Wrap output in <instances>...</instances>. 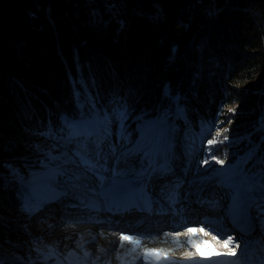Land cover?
Listing matches in <instances>:
<instances>
[{
	"label": "trees",
	"instance_id": "obj_1",
	"mask_svg": "<svg viewBox=\"0 0 264 264\" xmlns=\"http://www.w3.org/2000/svg\"><path fill=\"white\" fill-rule=\"evenodd\" d=\"M111 109L192 137L215 122L221 159H264V0H0V168L8 133L83 132ZM4 212L23 206L0 174V249L21 254Z\"/></svg>",
	"mask_w": 264,
	"mask_h": 264
},
{
	"label": "rangeland",
	"instance_id": "obj_2",
	"mask_svg": "<svg viewBox=\"0 0 264 264\" xmlns=\"http://www.w3.org/2000/svg\"><path fill=\"white\" fill-rule=\"evenodd\" d=\"M120 112L115 109L105 111L104 122L84 126L83 132L75 130L79 135H73L74 131L63 136L46 132H33L21 137L15 133L7 134V141L16 142V150L6 160L8 167L0 168V174L3 180L14 182L23 213L16 218L11 213L3 214L9 221L14 220V230L21 233V254L16 256L0 249V264H162V261L146 258V251L143 255L134 254L131 260L125 257L130 246L121 247V244L113 251H94L92 246L100 238L96 234L91 235L86 228L95 221H82L89 223L79 225L82 229L76 237L70 231L73 228L61 226L67 211L65 206L61 210L59 205L62 197L70 195L83 202L82 206L91 204L106 213L104 211L112 208L121 189L135 184L136 191L144 192L145 185L153 182L156 187L150 190L155 202H166V196L174 192L175 196L168 197L169 201L178 202L180 196L189 209L200 211L193 218V223L186 222L193 212L187 217L184 214L172 219L174 224L188 223L179 231L187 233L193 229V239L198 242L203 239L205 243L193 248L184 242L180 247L184 248L185 255L172 258L185 264L199 262L210 254L227 251L228 248L222 247L223 241L231 236L233 243L228 247L235 249L236 256L211 255L210 259H214H207L211 264H227L228 260L235 264H264V197L255 191V184L251 182L260 176L258 174H264V159L258 158L262 150L250 147L246 153L234 156L231 152L229 155L232 157L221 159L214 153L218 149L216 144L208 143L220 138L216 133H221V129H217L215 122L206 126L205 134L200 138L192 137L190 133L181 134L165 118L145 121L141 129H133L136 117L127 113L121 117ZM159 142H163L164 147L157 155L155 150ZM141 148H147L149 161L140 154ZM85 151L94 162L98 161V168L88 170L81 165L80 156L76 153ZM24 155L29 161L21 159ZM49 156L53 157L52 161ZM221 160L223 164L219 163ZM162 190H165V195L161 194ZM202 196H208L207 201L215 199L225 205L229 214L226 219L216 224L206 222L202 214L212 209H203L206 206L202 204L206 200L199 199ZM79 213L87 212L76 210L75 214ZM119 225L117 240L123 231L134 232L125 223ZM161 229L166 231L168 228ZM200 229L206 237L199 233ZM148 231L141 230L147 233L146 239L152 243L154 240ZM155 242L163 251L166 244L175 247L176 252L180 249L176 243ZM225 257L228 260L223 263ZM119 259L121 261L117 263Z\"/></svg>",
	"mask_w": 264,
	"mask_h": 264
},
{
	"label": "bare ground",
	"instance_id": "obj_3",
	"mask_svg": "<svg viewBox=\"0 0 264 264\" xmlns=\"http://www.w3.org/2000/svg\"><path fill=\"white\" fill-rule=\"evenodd\" d=\"M164 147L163 142H159L157 147H156V154H160L162 152ZM222 182V181H221ZM161 183V182H160ZM159 183V184H160ZM155 184L154 182L152 185ZM146 184L145 185V190L144 192H138L136 191V185L135 184H130L129 186L125 187V189H121V191L118 193L117 199L112 203V208H108V211H104L106 213H102L99 208L93 207L91 204L87 205L86 207L82 206L84 203L74 199L72 196H67V197H62V199L59 202V205L61 207V210L64 209L67 211H73L74 208L76 210H83L84 212H87L86 214L84 213H79V214H66L64 217L65 219L61 222V226L66 225V227H71L70 231L74 233V237L77 236V234L81 231L82 227L79 226L83 223H89V222H82L85 220H90V221H95L98 222L97 220H104L107 222V224H111L114 226H118L120 223H125L127 224V228L131 229L133 233H126L123 231L121 233L120 237L122 235H127V236H132L135 239L140 241V244L137 246L133 243H130L128 241H123L119 238L117 241H113L111 243V249L113 251L115 246H118L121 244V247H128L130 250L127 253L125 257H129V259L133 260L134 259V254H141L143 255L145 253V249H162L159 247L158 242H155L157 240H164L167 243H176L177 246L180 247L182 243H187V241L191 238L193 239V235L189 232H182L179 231V229L184 228L186 224L188 223H181L177 227L174 225H171V217L173 215V212L176 211L180 215H186L189 214V212L193 211L194 209H189L188 206H186V203L184 202V198L179 196V201L178 202H171L168 200V197L171 195L175 196V193L173 192L171 195L170 193L166 196V202H155L153 200V195L151 190H154L156 187V184L154 186ZM151 189V190H150ZM165 190L161 191V194L165 195ZM256 192L258 194H261V197H264V192L261 191L260 187H256ZM199 199H205L206 202H204L202 205L208 206L210 202H208V196L205 197H200ZM214 200V199H213ZM200 201V200H198ZM235 202V201H232ZM182 203L184 205H182ZM80 204V205H79ZM217 208L223 209L226 211V206L222 205V203L218 202ZM182 205V206H181ZM78 206V207H77ZM158 206H164L167 209V213L163 215H156L155 213L152 212L151 215H144L141 214L140 212L137 211L138 208H145V209H150L155 211V208ZM196 207V205H194ZM132 207H135L132 209ZM159 208V207H158ZM103 211V210H102ZM235 211V210H234ZM93 212H95L93 214ZM207 218H211L210 216H207ZM69 222H68V221ZM223 221V218L219 220V223ZM186 222H195L194 219L191 216H188V219ZM89 226V225H88ZM162 226V227H161ZM168 228L166 231H162L161 228ZM87 230L91 231L89 227L86 228ZM105 229L106 228H102ZM149 229L148 232H150V236L154 240L152 243L150 240L146 239L147 233L141 232V230ZM202 234V236H205V233L202 232V229L199 230ZM92 235V232H91ZM93 237V236H92ZM102 238L97 240L95 243L97 244L98 242H101ZM94 243V244H95ZM167 246L165 247L164 252L168 253V259L167 260H162V264H185L183 262H180L179 260L172 258L173 256H183L185 255V250L183 247H180L179 251H175V247H171L169 244H166ZM92 248H95V245L92 246ZM98 253H103V252H98ZM111 259V258H110ZM214 258L210 259L213 260ZM223 263H226L228 258H223ZM107 260H109L107 258ZM113 260V259H112ZM121 259L118 260L117 263H119ZM209 260L207 259H201L199 262H194L192 264H211ZM214 262V261H213ZM188 264V263H187Z\"/></svg>",
	"mask_w": 264,
	"mask_h": 264
},
{
	"label": "snow or ice",
	"instance_id": "obj_4",
	"mask_svg": "<svg viewBox=\"0 0 264 264\" xmlns=\"http://www.w3.org/2000/svg\"><path fill=\"white\" fill-rule=\"evenodd\" d=\"M230 111H234V109H230ZM119 115L121 117H123L124 115H126V110H121V112L119 113ZM224 131H227V129H225ZM73 135H79V132L78 131H74L73 132ZM221 135L220 132H217L216 133V137H219ZM225 139H227V137H225ZM219 142L217 139H213V140H209L208 143L209 144H213V143H217ZM139 147V146H138ZM78 156H80V163L83 167L87 168L88 170H92V169H96L98 168V161H93L92 158L86 153H76ZM140 154L143 155L145 161H149V153H148V150L147 148H141L140 149ZM49 160L52 161L53 160V157L49 156ZM205 163H207V161H205ZM219 163L223 164L224 161H219ZM55 166V165H54ZM58 167V166H56ZM58 174L60 175H65V173H62V172H58ZM195 230L193 229H189V233H193ZM223 235V233H221ZM121 240L123 241H128L130 243H133L135 245H139L140 244V241L135 239L134 237L132 236H127V235H122L120 237ZM215 240V237L213 238ZM187 243H189L193 248L195 247H198L199 244H202V243H205V241L203 239H201L199 242L195 239H189L187 241ZM218 245H219V242L217 241ZM233 243L232 241V237L231 236H228L227 239H225L223 241V245L222 247L224 248H228L227 251L225 252H217V253H214V254H210L211 255H215V256H236V251L234 248H229L228 246L231 245ZM236 247H239V245H236ZM146 258L152 260V261H162V260H167L168 259V253L164 252L163 250H160V249H155V248H152V249H146ZM210 256L209 257H204L203 259H210Z\"/></svg>",
	"mask_w": 264,
	"mask_h": 264
},
{
	"label": "water",
	"instance_id": "obj_5",
	"mask_svg": "<svg viewBox=\"0 0 264 264\" xmlns=\"http://www.w3.org/2000/svg\"><path fill=\"white\" fill-rule=\"evenodd\" d=\"M227 264H235L232 260H228Z\"/></svg>",
	"mask_w": 264,
	"mask_h": 264
}]
</instances>
